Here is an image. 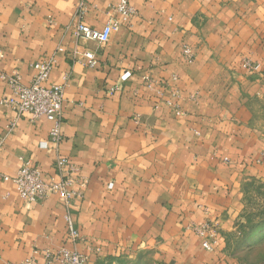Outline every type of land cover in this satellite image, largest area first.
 <instances>
[{"label":"crops","instance_id":"crops-1","mask_svg":"<svg viewBox=\"0 0 264 264\" xmlns=\"http://www.w3.org/2000/svg\"><path fill=\"white\" fill-rule=\"evenodd\" d=\"M80 2L0 0V74L27 85L32 66L53 57L48 83L64 86L55 144L50 123L1 104L11 93L0 80V264H56L45 254L62 248L89 264H240L229 236L244 187L264 182V131L254 122L264 0H86L85 25L118 22L106 44L76 36ZM120 2L134 14L121 16ZM20 159L54 182L55 162L66 159L76 195L22 200L1 178ZM205 223L216 228L212 251L192 229Z\"/></svg>","mask_w":264,"mask_h":264},{"label":"built area","instance_id":"built-area-1","mask_svg":"<svg viewBox=\"0 0 264 264\" xmlns=\"http://www.w3.org/2000/svg\"><path fill=\"white\" fill-rule=\"evenodd\" d=\"M77 16L80 22L76 26L75 34L79 38H84L100 44H106L111 34L119 27L118 22L114 21L102 30H95L83 22L85 16V1L80 0ZM117 12L127 18L134 14V9L126 2H120L116 6ZM184 56L188 62L192 59V53L189 48H184ZM83 59L88 67L94 68L97 64L96 56L93 53L86 52ZM54 65L53 57L46 58L42 62L35 63L32 66L34 75L25 85L22 83L19 73L12 75L0 74V80L10 91L11 97L2 100V105L12 110L18 118L29 116L31 122L45 120L51 124L49 139L51 142L58 144L61 141L60 126L62 123V108L64 103V86L49 85V77ZM242 68L247 71L255 69L249 62H244ZM3 138L0 137V150L2 148ZM46 143L42 146L46 147ZM21 165L14 176H1L4 182L13 184L17 195L26 202H37L46 198L48 194L59 195L61 200L67 204L71 197L76 194L68 187L72 184L69 170V163L66 159H59L54 164V169L61 176L60 182L45 180L40 167L28 160H21ZM66 236L68 240L75 242L79 238L74 221L70 215L65 217ZM195 234L203 238L202 247L207 251H212L216 244V228L211 223H205L202 226L192 228ZM49 263L56 264H89L87 256L76 251H69L65 248L58 252L45 254ZM15 264V263H7ZM18 264H37L33 259L25 260Z\"/></svg>","mask_w":264,"mask_h":264},{"label":"rangeland","instance_id":"rangeland-1","mask_svg":"<svg viewBox=\"0 0 264 264\" xmlns=\"http://www.w3.org/2000/svg\"><path fill=\"white\" fill-rule=\"evenodd\" d=\"M254 122L264 131V100L255 104ZM244 195L229 248L240 264H264V182L246 185Z\"/></svg>","mask_w":264,"mask_h":264}]
</instances>
